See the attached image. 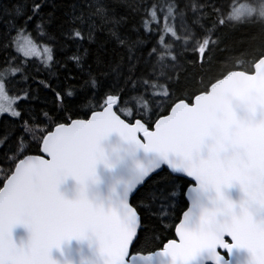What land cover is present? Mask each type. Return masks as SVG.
<instances>
[{"label":"snow or ice","instance_id":"1","mask_svg":"<svg viewBox=\"0 0 264 264\" xmlns=\"http://www.w3.org/2000/svg\"><path fill=\"white\" fill-rule=\"evenodd\" d=\"M241 26L254 31L232 50L229 30ZM217 52L226 53L219 75L181 95L190 86L173 75L180 61L203 69ZM0 57V148L10 164L0 187V264H55L53 247L89 234L102 264L153 255L231 264L233 249L264 264V0H0ZM27 57L47 71L25 67ZM83 108L90 118H74ZM112 132L157 157L118 209L86 193L104 159L99 143ZM33 144L48 159L28 155ZM181 174L214 195L183 213L179 242L132 255L143 234L163 230L157 217L183 191ZM68 177L79 185L71 200L58 191ZM233 185L238 204L222 191ZM17 225L30 234L26 246L12 242Z\"/></svg>","mask_w":264,"mask_h":264},{"label":"water","instance_id":"2","mask_svg":"<svg viewBox=\"0 0 264 264\" xmlns=\"http://www.w3.org/2000/svg\"><path fill=\"white\" fill-rule=\"evenodd\" d=\"M99 147L103 151L104 159L96 164L94 177L87 184L86 193L89 200L93 203L102 204L105 208L111 206L117 209L121 202L130 201L132 203L131 196L143 187L141 180L144 170L150 169L154 165L157 160L156 154L145 152L143 148L122 139L116 132H112L103 138ZM39 156L48 159L46 154L42 152ZM183 178L191 183L185 193V199L188 203L186 211L191 207L194 212H198L199 206L202 204L207 206L208 196H212L214 193L198 192L194 188H190L195 187V181L192 178L186 175H183ZM78 188L79 185L71 177L64 179L58 185V191L69 200L76 197ZM222 191L225 197L232 200L233 203L238 204L242 197L238 185H233ZM29 235L27 228L23 225L13 227L11 231L12 242L17 247L26 246ZM228 239L230 240V238ZM173 241L179 242L176 231ZM162 249L155 252L162 251ZM130 251L132 254V249ZM49 256L55 264H102L98 244L95 237L90 234L82 239L62 241L58 248L53 247L50 250ZM247 260L248 253L246 250L233 249L231 264H247ZM140 264H171V262L170 258L153 255L151 258L140 261Z\"/></svg>","mask_w":264,"mask_h":264},{"label":"trees","instance_id":"3","mask_svg":"<svg viewBox=\"0 0 264 264\" xmlns=\"http://www.w3.org/2000/svg\"><path fill=\"white\" fill-rule=\"evenodd\" d=\"M254 31L250 29L248 26H241L236 29L229 30V38L227 41L228 47L232 50L242 49L246 46L245 41L249 34ZM224 45H221L223 48ZM226 53L217 52L211 62L210 65L201 69L198 66H193L192 63L188 62L186 59H182L180 61V65L178 69L173 73L176 80L179 81L180 85H189L190 87L185 88L181 95H186L188 91L195 90L197 86H203V84H207L209 80H214L217 75L223 70L224 67V56ZM25 60V67L34 68L39 67L43 72L47 70L43 69V65L37 60ZM2 57H0V64H2ZM28 74H32L31 70ZM43 78L41 75H37V79ZM19 92L18 88H10L9 94H15ZM81 115L74 118L87 119L91 116V111L89 108H83L79 110ZM87 113V116L83 115V113ZM151 115V113L149 114ZM39 119H43L42 116L38 114ZM122 118H124L122 116ZM148 119V117H145ZM4 151L5 149H0V187L3 186V180L5 175L10 171V164L4 159ZM40 151L38 147L33 144L28 155H39ZM11 153H8V158L10 160ZM186 181V183H184ZM159 181H154L152 185H150V189H155L156 184ZM191 185L189 181L183 178L181 184L177 185V188H182L183 191L181 194L175 198L174 201L164 205V212L161 213L160 217L157 219L160 220V228L163 230H155L148 233H145L141 236V240L136 244L135 248L132 249V254H143L146 255L149 252H155L163 248V246L170 240L175 239V227L179 223L182 214L188 208V203L185 199V193L188 187ZM150 193H145L144 195H149ZM139 203V201H138ZM163 217V218H161Z\"/></svg>","mask_w":264,"mask_h":264},{"label":"rangeland","instance_id":"4","mask_svg":"<svg viewBox=\"0 0 264 264\" xmlns=\"http://www.w3.org/2000/svg\"><path fill=\"white\" fill-rule=\"evenodd\" d=\"M25 59H27V60H37V61H39L40 62V57H27V58H25ZM6 103V101L2 98V97H0V105H3V104H5ZM1 149V148H0Z\"/></svg>","mask_w":264,"mask_h":264}]
</instances>
